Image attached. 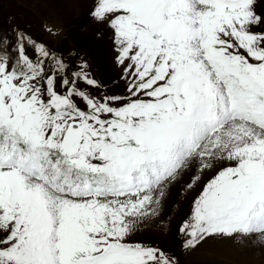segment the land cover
Masks as SVG:
<instances>
[{
	"label": "snow or ice",
	"instance_id": "snow-or-ice-1",
	"mask_svg": "<svg viewBox=\"0 0 264 264\" xmlns=\"http://www.w3.org/2000/svg\"><path fill=\"white\" fill-rule=\"evenodd\" d=\"M256 3L93 0L119 93L74 50L16 26L0 37V264H179L132 237L153 221L167 227L172 190L184 195L218 165L178 225L182 249L264 243Z\"/></svg>",
	"mask_w": 264,
	"mask_h": 264
},
{
	"label": "rangeland",
	"instance_id": "rangeland-1",
	"mask_svg": "<svg viewBox=\"0 0 264 264\" xmlns=\"http://www.w3.org/2000/svg\"><path fill=\"white\" fill-rule=\"evenodd\" d=\"M56 5L55 9L47 6L48 1L44 0H31L28 2L39 8L33 15V19L36 21L35 30L39 33L36 35L30 30L26 32L38 42H43L45 45L51 46L53 42L56 47H59V42L63 40L65 29L62 27L63 14H67L73 18L74 22H79L83 17L88 18V25L85 27L87 30H82L86 34H90L92 31L99 30L97 36L102 33V41L100 47L103 50L102 56L104 64L107 65L106 70L112 73L111 77L107 76L106 85L110 92L119 93L124 89V83L121 81V86H115L113 78L119 77L121 72L115 66L113 62V52L111 51V43L108 39V30L103 26L95 23L90 17V8L93 0H50ZM16 3V0H13ZM51 3V5H52ZM17 4V3H16ZM5 3L0 0V7L3 8ZM257 14L264 13V0H257L256 3ZM0 8V35L9 36L8 30H6L4 23L5 10ZM88 10V11H87ZM61 15V16H60ZM46 16V17H44ZM44 17V18H43ZM23 22H31L33 20L30 16H24ZM14 26L20 28L21 21L17 20L13 22ZM64 25V24H63ZM70 33H73L76 29L70 27L71 24H66ZM45 26L52 29V32L46 30ZM65 26V25H64ZM90 29V30H89ZM24 30V29H23ZM43 36V37H42ZM83 52H76L78 56L86 58L90 64L91 71L97 64L93 60L95 54L91 53L87 48H82ZM224 166H230L225 164ZM219 165L205 173L201 180L195 185L194 189L188 191L184 195H180L181 189L179 186L172 190V195L169 197L166 203V213L164 220L167 223V227L161 221H153L144 226L143 230L138 232L132 237L131 242L150 243L152 245H158L164 249L167 253L174 254L179 264H264V243L254 242L252 239L238 240L236 238L225 239H213L209 238L201 243L195 250L186 252L182 249V240L177 236L178 225L182 218L190 211L192 199L202 191L204 184L216 174L219 170ZM193 173H187L182 178L181 183L186 184L191 182V176ZM168 214L171 215V219L167 220Z\"/></svg>",
	"mask_w": 264,
	"mask_h": 264
},
{
	"label": "trees",
	"instance_id": "trees-1",
	"mask_svg": "<svg viewBox=\"0 0 264 264\" xmlns=\"http://www.w3.org/2000/svg\"><path fill=\"white\" fill-rule=\"evenodd\" d=\"M2 1L5 3V5L3 8L1 7L0 8L5 10L4 13L7 17V19L4 17L3 24L5 25V28L9 31V35L11 33V29L14 26L13 22L17 20L21 21V27H20L21 30L23 29L27 31L31 30L35 35L36 33L39 35V33L35 30L36 21L33 19V15L35 14L36 11L39 10V8H34V6H32L28 2V0H16L17 4L13 2V0H2ZM45 1L50 2L47 4L48 7L52 9L58 8L54 3H52V1L44 0V3ZM24 16H30V18L33 20V23L23 22L22 20ZM63 16L65 17V19H63V24L65 26L62 24V27L65 29L63 40L59 42V47H56L54 43L51 46H49L48 44L46 46L51 47L56 51H60L64 53H67L70 50H74L75 52H83L82 48L84 47L87 48L92 54L93 53L95 54L93 60L97 65L95 67H91L94 68L95 70L93 71L94 75L98 78V80L100 79V81L106 85L107 76L111 77L112 73L104 68V67L107 68V65L104 64V60L102 56L103 50L100 47V44H103L101 43L102 41L101 39L103 36L102 35L97 36V32L99 31L98 29L96 30L97 32L94 30L90 32V34H86L84 32L85 30H87V28H85L88 25L87 17H83L82 19H80L79 22H74L73 18L70 17L69 15L63 14ZM68 23L71 24L70 27H74L76 29L73 33L69 32L66 25ZM113 79L115 81L116 80L118 81L117 77H114ZM115 86L116 88L120 87L121 81L118 84L115 83Z\"/></svg>",
	"mask_w": 264,
	"mask_h": 264
}]
</instances>
